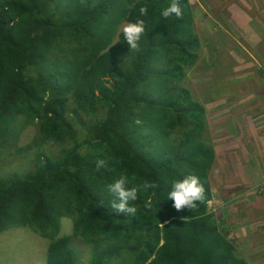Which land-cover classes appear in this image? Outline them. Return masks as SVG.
Returning <instances> with one entry per match:
<instances>
[{"label": "trees", "instance_id": "16d2710c", "mask_svg": "<svg viewBox=\"0 0 264 264\" xmlns=\"http://www.w3.org/2000/svg\"><path fill=\"white\" fill-rule=\"evenodd\" d=\"M170 2L0 0V157L13 149L31 164L0 167V233L28 227L48 240L46 264H247L208 209L215 153L181 85L198 41L188 0L181 18L160 16ZM120 18L145 21L138 49L113 38ZM28 126L32 140L13 146ZM187 174L205 199L178 212L167 192ZM121 175L151 185L134 216L110 207L107 185ZM62 218L72 231L58 237Z\"/></svg>", "mask_w": 264, "mask_h": 264}, {"label": "rangeland", "instance_id": "374dc122", "mask_svg": "<svg viewBox=\"0 0 264 264\" xmlns=\"http://www.w3.org/2000/svg\"><path fill=\"white\" fill-rule=\"evenodd\" d=\"M188 2L198 48L181 85L203 108L202 137L215 153L207 172L208 209L228 231L239 257L264 264V0ZM113 23L115 38L128 22ZM35 131L23 129L13 146L27 145ZM13 152L1 154L4 174L31 167ZM71 231V220L62 218L58 237ZM48 244L28 227L8 229L0 233V264H46ZM83 251L85 260L89 254Z\"/></svg>", "mask_w": 264, "mask_h": 264}, {"label": "clouds", "instance_id": "9594fccd", "mask_svg": "<svg viewBox=\"0 0 264 264\" xmlns=\"http://www.w3.org/2000/svg\"><path fill=\"white\" fill-rule=\"evenodd\" d=\"M146 13V7H141L140 15L144 16ZM182 15V7L179 0H171L167 6L162 8L160 13V16L166 19L173 17L179 19ZM145 30V21L140 18L122 26L124 42H126L130 49L139 48V43L145 34ZM102 163L103 161H98L97 167H100ZM130 183L126 176L121 175L114 182L107 185V191L111 197L109 203L112 210L123 215L134 216L137 208L131 202L136 201L138 196L147 191L151 185L144 183L142 185L129 186ZM166 199L172 202V207L178 212L190 210L196 206L197 202H202L205 199V187L198 175L187 174L183 178L178 177L171 181Z\"/></svg>", "mask_w": 264, "mask_h": 264}, {"label": "crops", "instance_id": "0c3cea01", "mask_svg": "<svg viewBox=\"0 0 264 264\" xmlns=\"http://www.w3.org/2000/svg\"><path fill=\"white\" fill-rule=\"evenodd\" d=\"M231 124L234 126V125H236L237 127H238V125L237 124H235L234 122H231ZM239 128V127H238ZM216 130H217V128H215ZM239 129H241V128H239ZM218 131V130H217Z\"/></svg>", "mask_w": 264, "mask_h": 264}]
</instances>
